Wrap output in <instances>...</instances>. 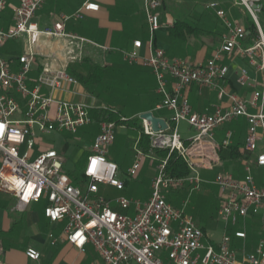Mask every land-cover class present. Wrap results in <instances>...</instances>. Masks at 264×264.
Masks as SVG:
<instances>
[{"label": "built area", "instance_id": "1", "mask_svg": "<svg viewBox=\"0 0 264 264\" xmlns=\"http://www.w3.org/2000/svg\"><path fill=\"white\" fill-rule=\"evenodd\" d=\"M15 1L13 23L0 28V49L21 35L26 41V48L16 56L19 64L16 71L10 67L11 59L0 52V125L4 126L0 129V191L16 197L15 208L24 210L29 204L45 199L44 216L50 222L66 220L63 231L66 241L81 252L90 244L103 264H264V187L257 185L252 173L254 166L264 167V29L259 22L264 0H233L232 4L243 13L240 18L232 17L218 0L208 2L207 7L214 12L222 30L211 56L197 63L170 58L162 48L153 46L154 33L161 28L158 9L162 0H143L149 55L139 57L137 48L141 43L135 41L133 49L122 51L121 56L128 64L138 63L151 70L156 92L161 96L155 109H166L169 116L163 118L167 129L160 131H153L142 120L150 152L137 149V137L134 160L127 174L135 177L145 158L155 161L151 153L155 149L177 152L185 159L190 173L185 177L169 176L165 173L167 158L158 160L147 200L126 196L115 200L121 209L132 207V215L115 211L108 200L95 197L100 183L117 190L124 188V182L116 176L117 164L107 160L106 154L117 128L126 118L97 121L89 113V108L95 105L53 96L52 92L65 83H76L64 69L50 71L44 67L34 85H29L35 58L31 45L40 34L69 36L63 28L69 16L61 15L51 28L39 29L33 17L45 0ZM5 3L6 0H0V10ZM98 8L97 3L87 1L73 17L82 19L84 12ZM235 57L245 59L251 68H239L235 78L240 88H251L248 98L226 91L222 84L229 68L224 62ZM190 86L216 90L220 100L227 96V104L219 103L209 112H193L185 94ZM240 117L247 122L242 150L251 157L244 164L242 178L224 171L216 173L212 180L218 189L217 217L223 224L220 239L213 241L186 213L187 202L181 207L171 205L164 190L179 189L185 183L199 189L203 180L197 168L211 169L219 164V151L231 144L230 130L221 141L215 139V130ZM94 121L98 122L99 132L84 164L87 185L82 192L66 173L63 155L52 146H42V135L61 130L75 133ZM181 121L193 131L187 145L178 130ZM254 216L260 217L255 246L251 250L244 245L235 249L228 229L233 228V237L245 239L246 220ZM48 237L54 245L56 238L52 233ZM25 255L31 261L40 258L33 248H27Z\"/></svg>", "mask_w": 264, "mask_h": 264}, {"label": "crops", "instance_id": "2", "mask_svg": "<svg viewBox=\"0 0 264 264\" xmlns=\"http://www.w3.org/2000/svg\"><path fill=\"white\" fill-rule=\"evenodd\" d=\"M87 1L97 3L99 5L98 10L84 12L82 19L73 17L82 4ZM165 1L169 3V0ZM171 1L180 2V0ZM210 1L212 0L195 3L192 12L198 19V23L208 22L212 33L202 35L197 39L190 35L186 38V42L181 45L185 52L183 59L192 63L205 61L211 56L218 43V34L222 30L214 12L207 7V3ZM218 1L220 6L228 11L232 17H242L234 15V12L239 13L241 11L240 8L232 4L233 0ZM16 4L15 0H6L0 12V28L5 29L13 23V9ZM203 9L210 10L211 13L208 12V14L210 13L214 20L207 18L202 12ZM158 13L161 28L154 33L153 46L162 48L167 55L170 45L165 38L168 29L173 26L174 19L171 13L162 8L158 10ZM61 15L69 16L63 27L64 32L69 36L40 34L37 41L31 45L35 58L29 73L28 83L30 86L34 85L35 78L44 67L50 71H57L66 70L68 65L75 64L79 70L85 71L84 60L87 59L105 69L103 78L97 84L105 83L113 87L116 84L123 96L122 102L125 105L134 104L135 108L130 110L131 116H138L146 111H151L155 116L161 118L169 116V111L166 109H155L156 104H158V94L155 88L156 80L151 70L138 63L126 64L121 56L122 51L133 49L135 41L141 43L140 47L137 48L139 57L149 55V30L143 10V0H45L36 11L33 21L39 29L51 28L55 22L60 20ZM25 42V36L21 35L17 39L7 41L0 49L4 57L11 59L10 67L14 71L19 69L16 56L26 48ZM195 44L199 47L194 51L192 47ZM170 58H178V56ZM224 63L229 65L226 78L222 82L226 91L248 98L251 88H240L235 82L239 68L251 69L246 60L235 57L226 59ZM169 82L170 79L168 78ZM94 86H84L78 81L65 83L63 87L54 90L52 94L60 99L82 101L88 105L98 106L97 100L90 90ZM185 94L191 110L196 113L209 112L215 105L219 103L226 105L228 101L227 96H223L220 100L216 90L208 88L199 90L196 86L187 88ZM95 123L99 129L98 122L95 121ZM246 129L247 122L243 117H240L215 130L214 134L217 141H221L227 130L232 132L231 144L239 143L238 155L222 158L220 157V150L219 164H214L211 169L197 168L203 183L212 185V180L218 173V169L223 167L225 171L230 172L236 178L244 176V164L251 157L242 150ZM188 130H191L189 126ZM190 136L183 137L181 135L186 145ZM42 146L45 147L46 145L42 143ZM263 168L255 166L252 168L259 187H264L259 175ZM45 203V199H41L29 204L24 210H18L15 208L16 197L11 193L0 191V264H103L97 253L92 252L95 250L90 244H87L85 250L81 252L66 241L63 232L66 220L50 222L43 214ZM245 227V239L233 237V228L227 231L232 236V244L235 249L239 250L243 245L247 250L253 249L259 237L260 217L248 218ZM49 233H52L56 238L54 245L50 244ZM27 248H33L40 253L38 261H31L26 257L25 250Z\"/></svg>", "mask_w": 264, "mask_h": 264}, {"label": "rangeland", "instance_id": "3", "mask_svg": "<svg viewBox=\"0 0 264 264\" xmlns=\"http://www.w3.org/2000/svg\"><path fill=\"white\" fill-rule=\"evenodd\" d=\"M261 4L264 6V1ZM202 12L207 18L214 20V17L210 16V10L203 9ZM208 12L210 13L208 14ZM234 15H238V17L243 16L241 12H234ZM259 22L264 29V15L259 14ZM90 90L97 100L99 106L121 111V113L126 117H131L132 113L130 110L134 109L135 106L134 104L125 105L122 102L123 96L120 94V89L116 84H114L113 87L106 85L105 83H100L90 88ZM158 96L160 95L158 94ZM160 101L161 96L159 102ZM117 116L119 118L121 117L120 114ZM122 123L123 125L117 128L114 145L109 147L108 153L106 154V159L115 161L117 163L118 171L116 176L125 182V188L123 190H117L107 184L100 183L98 184V192L95 194V197H102L108 200L110 202V207L115 211L132 215V207L129 209H121L115 200L119 196H126L140 201L147 200L151 193L150 184L152 178L157 173V163L154 160L145 158L141 162L138 174L133 178L128 176L127 168L134 160V142L136 140L137 133L135 130L128 128L126 123L121 122V124ZM96 126L97 124L94 121L88 125L80 127L75 133H70L66 130L52 131L48 134L42 135V141L46 146H52L61 152L65 159L64 166L66 170L75 171L76 168L83 170L87 155L90 153V145L93 142L95 135L99 132V129ZM178 128L180 134L183 137L193 134V131L188 130V126L184 121L179 122ZM224 171V167L218 169V172ZM259 175L264 184V168L260 170ZM85 191L86 187L84 192ZM217 192V187L215 185L202 182L199 189L197 190L193 189L191 184L185 183L179 189L164 190V195L166 200L171 205L176 207H181L184 201H186V213L192 215L196 223L201 225L202 220L198 211L200 206H194L192 202H194L196 196H199V200L201 201L200 203H208V200H210L208 198H216ZM216 200L219 205L218 197ZM203 230L207 235H210V238L213 241H218L220 239L222 235L223 224L217 217V213H213L212 218L209 220L207 226ZM92 252L94 253L95 251Z\"/></svg>", "mask_w": 264, "mask_h": 264}, {"label": "trees", "instance_id": "4", "mask_svg": "<svg viewBox=\"0 0 264 264\" xmlns=\"http://www.w3.org/2000/svg\"><path fill=\"white\" fill-rule=\"evenodd\" d=\"M205 1L207 0H180V2L169 0V3H167L168 1L166 2L165 0H162L160 8L171 13L174 19L173 26L168 29V33L165 38L170 45L167 56H178V58L180 59L185 58V52L183 49L184 47H182L181 45L186 42V38L188 36L192 35L195 39H197L202 35H209L212 33V30L209 28L211 26L208 24V22L198 23V19L195 18L194 13L192 12L195 3H203ZM2 9L0 10V12L2 11ZM259 14L264 15L263 4H261ZM198 47L199 45L195 44L192 49L195 51ZM84 64V66H86L85 71L79 70L77 65L75 64H70L67 66L66 72L84 86H94L95 84L99 83L105 74V69L97 64L90 62L87 59L84 60ZM159 100L160 96H158L157 102H159ZM89 113L97 121H99L100 119L117 121L119 119V117L117 116L118 114H120V116L122 117H125L126 121L124 123H126L128 127L132 128L137 133V149L141 150L144 153L150 152L149 137L142 132V120L137 115L126 117L121 113V111H117L107 107H101L99 105L89 108ZM238 145L239 143L235 142L234 144L228 145L226 148L221 149L220 157H235L236 155H238ZM151 153L155 158L156 163L158 162V160L167 158L165 164V173L167 175L173 177H185L190 173V169L185 159L177 152L173 151L171 153H168V150L165 149H155L151 151ZM65 171L69 175L73 185L77 186L81 189L82 192H84L86 187V180L83 175V170L76 168L75 171H68L66 169ZM208 199V203H200L201 201L199 200V196H196L194 202H192L194 206H200L198 211L202 220V224L199 226L202 229L207 226V223L212 218L213 213H217L219 207L216 198L211 197Z\"/></svg>", "mask_w": 264, "mask_h": 264}, {"label": "water", "instance_id": "5", "mask_svg": "<svg viewBox=\"0 0 264 264\" xmlns=\"http://www.w3.org/2000/svg\"><path fill=\"white\" fill-rule=\"evenodd\" d=\"M141 120L147 121L153 131H160L167 129L165 120L161 117L155 116L151 111L142 112L138 115Z\"/></svg>", "mask_w": 264, "mask_h": 264}, {"label": "snow or ice", "instance_id": "6", "mask_svg": "<svg viewBox=\"0 0 264 264\" xmlns=\"http://www.w3.org/2000/svg\"><path fill=\"white\" fill-rule=\"evenodd\" d=\"M4 128V126L3 125H0V129H3ZM95 163V161H93V164ZM53 215H55V213H53ZM76 235L77 236H80L81 234L80 233H76ZM74 239H75V237H74Z\"/></svg>", "mask_w": 264, "mask_h": 264}]
</instances>
